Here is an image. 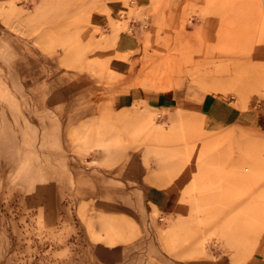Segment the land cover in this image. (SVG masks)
Listing matches in <instances>:
<instances>
[{"label": "rangeland", "instance_id": "1", "mask_svg": "<svg viewBox=\"0 0 264 264\" xmlns=\"http://www.w3.org/2000/svg\"><path fill=\"white\" fill-rule=\"evenodd\" d=\"M0 27L25 78L48 60L103 112L0 102V264H264V0H8ZM112 32L139 43L125 74ZM128 88L175 106L114 114ZM206 94L248 114L207 131Z\"/></svg>", "mask_w": 264, "mask_h": 264}, {"label": "crops", "instance_id": "2", "mask_svg": "<svg viewBox=\"0 0 264 264\" xmlns=\"http://www.w3.org/2000/svg\"><path fill=\"white\" fill-rule=\"evenodd\" d=\"M8 0H0V3L6 2ZM111 7L118 6L119 4L110 3ZM104 9L101 10L102 13L95 16L97 24H109V17H114V14L118 9ZM115 10V12H113ZM113 14V15H112ZM112 31V30H111ZM108 31L109 33L111 32ZM3 31L0 27V102H7L9 89L11 91L15 90H24L25 95H14L19 96L17 102L27 103L25 105L26 111L25 114H58L56 110V105L58 102L63 103H79V108L75 109V114H103V112L92 113V110L88 111V107L85 104V99L87 94L90 92V85L85 84H69L68 81H62L59 84H55L53 78L57 75L56 68L54 64L46 60L41 66L35 67L32 69L31 75L27 74L28 77L24 76V65L23 64H13L11 60V48L7 44V41L4 40L2 36ZM112 39L111 46L103 52V56H111L109 59V69L118 74H125L126 69H130L129 66H126L128 56L131 52L137 49L139 43L135 40L134 34L127 32L113 33L110 36ZM129 63V61H127ZM22 66V67H21ZM28 70L27 68H25ZM62 71V70H61ZM60 71V72H61ZM15 75V76H14ZM66 77V71L62 73ZM17 79H15V78ZM129 80V79H128ZM88 85V86H87ZM117 90L119 89V84H116ZM133 87V86H127ZM95 90V89H94ZM30 91V92H29ZM23 94V93H22ZM214 94H206L202 99L201 103L196 107L197 109L193 112L194 114H199L200 117L204 119V127L207 131H217L229 128L232 124L241 121L244 118V114H248L247 110L232 106L227 100L223 99L222 96ZM113 100L114 109L112 110L114 114H136V111H131L135 102L148 101L149 107L157 108L163 110V113L167 114L169 112L168 108L174 107L173 97L169 96L167 92H162L157 95H151L144 97L140 95L139 90L124 89L119 93ZM88 100V98H87ZM170 106V107H169ZM63 112L60 114H71V111L67 106L62 109ZM111 111V112H112ZM171 114H184L188 112L185 111H172ZM142 114V113H139ZM143 114H146L143 112ZM39 116V115H38ZM82 116V115H81ZM2 162V161H1ZM156 196H150L153 200L159 198H164V192L161 189L155 191Z\"/></svg>", "mask_w": 264, "mask_h": 264}, {"label": "bare ground", "instance_id": "3", "mask_svg": "<svg viewBox=\"0 0 264 264\" xmlns=\"http://www.w3.org/2000/svg\"><path fill=\"white\" fill-rule=\"evenodd\" d=\"M217 83H218V82H217ZM220 84H221V83L219 82V85H220ZM219 85H218V86H219ZM214 86H215V84H214ZM216 86H217V85H216ZM220 86H222V84H221ZM211 87H212V86H211ZM211 87H210L211 90L215 89V87H213V88H211ZM219 88H220V87H219ZM222 88H224V86H223ZM220 89H221V88H220ZM221 90H222V89H221ZM215 91H216V90H215Z\"/></svg>", "mask_w": 264, "mask_h": 264}]
</instances>
